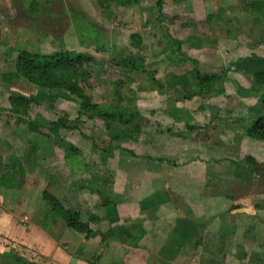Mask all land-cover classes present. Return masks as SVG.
I'll return each mask as SVG.
<instances>
[{
  "label": "rangeland",
  "instance_id": "rangeland-1",
  "mask_svg": "<svg viewBox=\"0 0 264 264\" xmlns=\"http://www.w3.org/2000/svg\"><path fill=\"white\" fill-rule=\"evenodd\" d=\"M252 1L0 0V264H264V141L243 131L264 114ZM23 53L42 56L43 84L19 73ZM196 67L221 78L206 86ZM70 87L112 115L82 112ZM46 190L97 235L69 228ZM15 220L45 223L69 257L10 239Z\"/></svg>",
  "mask_w": 264,
  "mask_h": 264
},
{
  "label": "trees",
  "instance_id": "trees-1",
  "mask_svg": "<svg viewBox=\"0 0 264 264\" xmlns=\"http://www.w3.org/2000/svg\"><path fill=\"white\" fill-rule=\"evenodd\" d=\"M250 6L257 9V10H264V0H255L250 3ZM42 59V56L40 55H31L29 53H23L22 57L20 58V61L18 63V70L19 73L21 74L22 77L27 79L30 83H38L43 84L45 80H48L50 78L49 72H41L42 74H37L35 69V66H38V61ZM80 58H76L75 56H65L63 57L62 60H59L61 63L64 64H73L72 62L76 61L78 62ZM80 62V61H79ZM194 64H198L197 60H193ZM40 64V63H39ZM41 65V64H40ZM39 65V66H40ZM195 73L197 76L205 83L206 86H209L214 80L220 79V75H213V74H203L199 71V69L196 67ZM257 76L261 78L263 76L262 72H258ZM262 79V78H261ZM21 83L20 81L18 84ZM24 87V86H23ZM25 90L26 87H24ZM72 91H75L80 98L82 99V112L86 113H92L101 117H107L111 116L112 112L109 109H102L100 106L97 104H93L88 98H85L84 95H82L78 88L76 87H70ZM207 91L209 92V88H206ZM12 103H21L22 101L16 99V98H11L10 99ZM260 103L264 107V93L259 96ZM1 110V109H0ZM13 113H18L19 111H15L14 109L10 110ZM23 114V113H20ZM29 129H31L34 132H38L39 130L42 129V126H40L36 121L34 120H29ZM62 127H67L66 123L61 119L58 121H53L49 125V131L53 133L54 135L58 134L60 129ZM243 131L246 134V136L253 138V139H261L264 141V114L259 116L256 120H254L252 123L246 124L243 126ZM6 169V172L4 174V179L3 183L4 186L8 188H13L18 185V171L17 167L15 164L11 165H6L4 167ZM43 196L45 197V200L47 201L50 210L52 211H65L68 214L67 217V225L69 228L72 230L80 233V234H85L86 238L90 239L95 237L97 232H95L90 224L88 222H85L82 220L81 214L79 211L71 208V207H66L64 205V202L61 199H58L56 194L50 193L49 191H44ZM128 237L132 238L134 242H138L140 240V236H134L132 234H127Z\"/></svg>",
  "mask_w": 264,
  "mask_h": 264
},
{
  "label": "crops",
  "instance_id": "crops-1",
  "mask_svg": "<svg viewBox=\"0 0 264 264\" xmlns=\"http://www.w3.org/2000/svg\"><path fill=\"white\" fill-rule=\"evenodd\" d=\"M39 204H41V201L39 202ZM49 206V205H48ZM48 206H47V210L48 211ZM41 208V206H40ZM50 209V207H49ZM44 212H40V215H44ZM41 218V217H40ZM39 218V219H40ZM44 218V217H43ZM53 222H51V224L55 223L54 218L51 219ZM49 220V221H51ZM48 219L47 222L49 223ZM12 226H16V228H20L22 231V234H17L16 236L12 235L11 233H7L10 239H15L17 238L21 244H23V246H25L27 248V250H36L38 253L45 255L46 251H47V246L50 248V252H52L51 254H58L60 257H69V255H65L63 256V254L61 252H63V249L60 247V243L56 240L55 235H51V233L45 234V232H47V228L45 223H41L43 225H38L35 224L32 227H28L25 228V226H18V221L15 220L14 222L10 223ZM50 224V223H49ZM38 225V226H37ZM54 225V224H53ZM7 231V229H6ZM38 235L39 237L37 239H35V235ZM54 234V232H53ZM48 235V236H47ZM47 241L49 242V244H47ZM58 259V258H57Z\"/></svg>",
  "mask_w": 264,
  "mask_h": 264
}]
</instances>
